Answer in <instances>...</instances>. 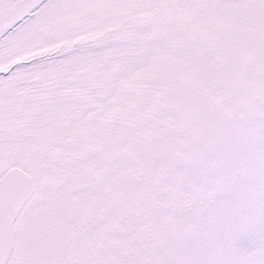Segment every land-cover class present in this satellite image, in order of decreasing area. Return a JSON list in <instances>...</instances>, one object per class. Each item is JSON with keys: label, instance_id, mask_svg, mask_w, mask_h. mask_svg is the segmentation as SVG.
<instances>
[{"label": "snow or ice", "instance_id": "1", "mask_svg": "<svg viewBox=\"0 0 264 264\" xmlns=\"http://www.w3.org/2000/svg\"><path fill=\"white\" fill-rule=\"evenodd\" d=\"M0 264H264V0H0Z\"/></svg>", "mask_w": 264, "mask_h": 264}]
</instances>
